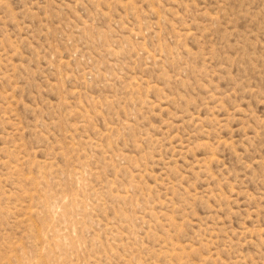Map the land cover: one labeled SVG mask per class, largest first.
Returning <instances> with one entry per match:
<instances>
[{"label":"rangeland","instance_id":"rangeland-1","mask_svg":"<svg viewBox=\"0 0 264 264\" xmlns=\"http://www.w3.org/2000/svg\"><path fill=\"white\" fill-rule=\"evenodd\" d=\"M0 264H264V0H0Z\"/></svg>","mask_w":264,"mask_h":264}]
</instances>
